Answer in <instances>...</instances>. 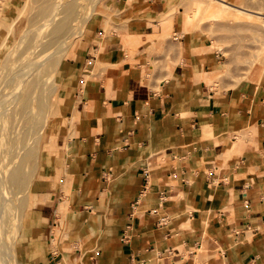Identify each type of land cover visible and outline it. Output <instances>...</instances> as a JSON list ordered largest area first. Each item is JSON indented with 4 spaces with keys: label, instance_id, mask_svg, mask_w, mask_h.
<instances>
[{
    "label": "crops",
    "instance_id": "crops-1",
    "mask_svg": "<svg viewBox=\"0 0 264 264\" xmlns=\"http://www.w3.org/2000/svg\"><path fill=\"white\" fill-rule=\"evenodd\" d=\"M148 16L131 34L161 33ZM97 27L61 66L65 181L34 200L38 264H264L263 79L217 88L193 44L151 56Z\"/></svg>",
    "mask_w": 264,
    "mask_h": 264
},
{
    "label": "bare ground",
    "instance_id": "bare-ground-1",
    "mask_svg": "<svg viewBox=\"0 0 264 264\" xmlns=\"http://www.w3.org/2000/svg\"><path fill=\"white\" fill-rule=\"evenodd\" d=\"M97 1L0 0V148L6 145L4 153L8 152L10 156L4 164L5 157L0 149V264H20L18 256L13 253V244L10 245L5 240L7 234L13 240L16 236L15 223H12L15 216L11 210L14 209L21 215L27 211L29 197L25 196V190L29 187L30 180L43 168L48 152V129L54 128L48 120L51 108V90L48 89L50 78L60 63L63 50L71 46L74 38L82 36L85 24L92 15L90 10L96 6ZM263 2L264 0H260V6L251 10L227 0H194L191 11H184L183 26L178 35L188 34L189 24L201 18L210 21L231 20L238 24L244 18L253 19L250 20L252 22L257 20V26H253L254 23L248 20L247 22L252 24L254 30L262 29L252 32L260 33L264 29ZM6 3L9 6L5 7ZM166 13L164 11L159 20V36L164 38L173 28L165 16ZM241 25L244 29V24H240V27ZM260 35L263 36V33ZM141 36L128 34L126 38L131 43L125 41V45L133 44L135 39L141 43L143 41V44H150L157 35H146L144 38ZM258 36L256 38L260 39ZM140 41L136 43L139 45ZM180 54L183 55V50ZM256 58L257 56L255 61ZM253 64L251 62L247 66L246 74ZM56 111L59 115L57 106ZM17 116L29 125L28 134L41 127L45 129L39 144L36 143L37 139H33L34 144H30L28 134L20 136L15 131L12 125L18 119ZM43 140L44 146L41 145ZM233 152L227 151L226 157H230ZM19 194L24 196L18 197ZM31 200L30 203L33 204V198ZM60 210L59 208L58 211Z\"/></svg>",
    "mask_w": 264,
    "mask_h": 264
},
{
    "label": "rangeland",
    "instance_id": "rangeland-1",
    "mask_svg": "<svg viewBox=\"0 0 264 264\" xmlns=\"http://www.w3.org/2000/svg\"><path fill=\"white\" fill-rule=\"evenodd\" d=\"M227 1L251 10L260 6V0ZM8 4L6 3L5 7L9 6ZM193 6L194 0H98L96 6L92 10L89 9L92 15L85 24L82 36L78 39L74 38L71 46L67 47L66 50H63L60 63L55 72L52 73V78H50L48 89L51 90V108L48 114V120L49 122H52L54 128L48 129V142L46 143L47 146L45 145L48 152L44 159L43 168L35 178L30 180L29 187L25 190V194H27L25 196L29 197L27 211L21 215L16 210H11L12 215L15 216L12 223H15L16 229H14V232H16V236L13 240L9 237L10 235L7 234L5 240L9 244L11 243L10 245L13 244V253L18 256L20 264H38L40 260L39 249L37 248V245L32 242L33 237L29 221L31 210L35 206L34 200L37 193L50 189L55 190L59 183L62 182L64 184L65 181L64 166L59 168L58 163L62 162V160L60 161L62 158L63 161H65L66 154L61 157L58 144L61 128L69 127L70 124L66 117L61 115L62 110L58 104L61 66L65 61L75 58V53H77L79 47H81L85 35L88 33L87 31L92 25L96 24V26H98L97 29L99 28V30H101L102 34L101 36L99 35L101 39L118 41L131 52L135 51L138 46H141L142 48L144 46L149 48L147 49L149 51L151 49V56L159 55L160 51L166 50L167 48L171 50L173 47H177L183 50L185 46L193 44L196 46L195 52H197V54H204L206 51L207 54H210V56L213 57L212 61L214 62V68L212 72V82L217 85V88H220L225 83L247 81L252 72H256L260 80L263 79L264 84V44H261V42L264 41V29L260 33H254L257 29L262 30L256 27L259 22H257V20H254L256 22H252L250 20L253 19H247L248 22L250 21L252 24L254 23L253 26L256 25L255 28L257 29L254 30L252 24L248 23L245 18L242 19L244 21L241 20L242 22H239L240 24H244V26L247 22V27L245 26L244 29L243 25H241V28L238 22L235 23L236 21H210L201 18L194 20L189 24L190 32L188 34L178 35V32L183 26L184 11H191ZM164 11H167L165 16L170 24L173 25V28L170 29V33L165 38L158 35L153 38L150 44H143V41L141 43L139 40V45L136 43L139 41H136V39L134 41L132 39L134 42L133 44H130L131 40L128 41L126 36L132 33V28L140 29L143 26V17L146 18L148 15L154 13L153 19L150 16V21L155 20L158 24V27H154L155 30L161 29L159 26V20ZM262 13L264 17V11ZM253 30L254 32H252ZM259 30L257 31L259 32ZM261 33H263V36L260 35ZM256 35H259L258 37H260L261 40L256 38ZM178 38L180 39L178 40ZM97 41L98 40L95 41L94 39L95 44L98 45L99 43ZM125 41L130 42L128 44L133 46L130 47L128 44V46H126ZM147 45L153 46L147 47ZM166 56H168V54H166ZM256 56L257 58L255 61L254 59ZM257 59L259 60L257 61ZM251 62H254V64L249 73L246 74L248 72L247 66H249ZM149 64L153 65V67L156 65L150 61ZM166 64H169L168 59L165 65ZM150 73L151 72L149 71V74ZM56 106L59 110V115L57 114ZM12 127L15 128V131H18L20 136L28 134L29 125L19 117L13 122ZM44 134L45 129L42 127L36 131H30L27 136V139L28 137L30 138L28 139V142L32 144L33 139H37L36 143L39 144ZM41 145L44 146V140ZM6 148V145L1 146L0 148L3 151V157H5L3 159L4 164L7 163V159L10 157L8 152L4 153ZM23 196L24 195L22 194L18 195V197ZM32 198L33 204L30 203ZM13 201L15 202L16 200L14 199ZM17 203L18 202H15V204Z\"/></svg>",
    "mask_w": 264,
    "mask_h": 264
}]
</instances>
